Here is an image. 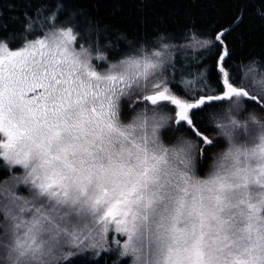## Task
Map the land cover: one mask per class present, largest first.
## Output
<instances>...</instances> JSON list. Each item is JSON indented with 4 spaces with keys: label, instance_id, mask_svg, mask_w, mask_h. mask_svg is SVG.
Wrapping results in <instances>:
<instances>
[{
    "label": "snow or ice",
    "instance_id": "snow-or-ice-1",
    "mask_svg": "<svg viewBox=\"0 0 264 264\" xmlns=\"http://www.w3.org/2000/svg\"><path fill=\"white\" fill-rule=\"evenodd\" d=\"M62 7L0 23V264H76L110 232L132 264H264V72L232 75V29L189 40L218 47L220 91L179 95L164 36L110 62Z\"/></svg>",
    "mask_w": 264,
    "mask_h": 264
},
{
    "label": "trees",
    "instance_id": "trees-1",
    "mask_svg": "<svg viewBox=\"0 0 264 264\" xmlns=\"http://www.w3.org/2000/svg\"><path fill=\"white\" fill-rule=\"evenodd\" d=\"M57 5H63L62 21L66 22L69 17L79 18L83 29V20L87 18L103 33L99 37L100 47L110 62L133 53L141 45L155 46L157 38L164 36L171 45L169 53L172 54V65L166 68L165 74L179 95L184 94V82L188 81L200 89L201 94L213 95L220 91L216 70L219 49L190 44L192 33H197L200 39H211L223 28L232 29L226 37L231 49L229 70L232 75L247 83L251 76L249 68L256 74L264 72V18L257 14V4L251 0H0V13L3 14L0 23L8 24L11 31H20L21 25L13 22L16 18L23 21L25 13L36 17L38 11L48 15L56 11ZM241 10L243 21L234 26ZM94 63L101 70L107 67L104 61ZM223 104V109L219 106L208 109L206 118L210 129L215 118L227 110V102ZM235 116L247 119L243 111L236 112ZM169 135L166 129L161 130L165 143L169 142ZM197 168L199 170L201 165ZM4 178L6 174L0 176ZM113 237L123 240L118 233H109L113 251L102 252L99 257L85 253L73 258L76 264H124L117 246L111 243Z\"/></svg>",
    "mask_w": 264,
    "mask_h": 264
},
{
    "label": "rangeland",
    "instance_id": "rangeland-1",
    "mask_svg": "<svg viewBox=\"0 0 264 264\" xmlns=\"http://www.w3.org/2000/svg\"><path fill=\"white\" fill-rule=\"evenodd\" d=\"M130 54V53H129ZM172 54L170 53L169 54V56H168V63L166 64V68L168 67H170L171 65H172V61H171V56ZM250 75H252V74H254V72H252V73H249ZM243 117V116H242ZM244 118V117H243ZM82 256V255H81ZM117 257V256H116ZM118 258V257H117ZM121 260H123L124 261V264H132V259H131V257H124L123 259L121 258ZM125 260H127V261H125Z\"/></svg>",
    "mask_w": 264,
    "mask_h": 264
}]
</instances>
